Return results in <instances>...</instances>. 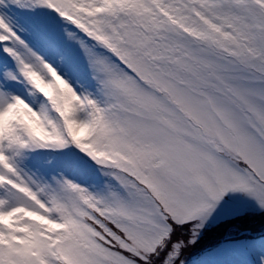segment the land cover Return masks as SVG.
I'll list each match as a JSON object with an SVG mask.
<instances>
[{
	"label": "snow or ice",
	"instance_id": "1",
	"mask_svg": "<svg viewBox=\"0 0 264 264\" xmlns=\"http://www.w3.org/2000/svg\"><path fill=\"white\" fill-rule=\"evenodd\" d=\"M0 264H264V0H0Z\"/></svg>",
	"mask_w": 264,
	"mask_h": 264
}]
</instances>
